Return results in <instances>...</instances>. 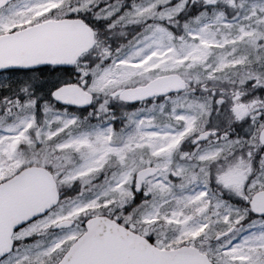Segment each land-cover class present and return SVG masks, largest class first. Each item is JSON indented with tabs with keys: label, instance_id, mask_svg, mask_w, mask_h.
I'll list each match as a JSON object with an SVG mask.
<instances>
[{
	"label": "snow or ice",
	"instance_id": "1",
	"mask_svg": "<svg viewBox=\"0 0 264 264\" xmlns=\"http://www.w3.org/2000/svg\"><path fill=\"white\" fill-rule=\"evenodd\" d=\"M0 264H264V0H0Z\"/></svg>",
	"mask_w": 264,
	"mask_h": 264
}]
</instances>
